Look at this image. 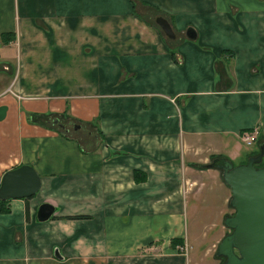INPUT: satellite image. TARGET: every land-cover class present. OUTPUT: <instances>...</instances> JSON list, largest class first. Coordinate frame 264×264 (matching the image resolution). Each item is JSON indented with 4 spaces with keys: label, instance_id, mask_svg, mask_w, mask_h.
Wrapping results in <instances>:
<instances>
[{
    "label": "crops",
    "instance_id": "obj_1",
    "mask_svg": "<svg viewBox=\"0 0 264 264\" xmlns=\"http://www.w3.org/2000/svg\"><path fill=\"white\" fill-rule=\"evenodd\" d=\"M2 33L0 184L41 188L0 205V264H217L235 210L207 166L264 144V0H0Z\"/></svg>",
    "mask_w": 264,
    "mask_h": 264
},
{
    "label": "water",
    "instance_id": "obj_2",
    "mask_svg": "<svg viewBox=\"0 0 264 264\" xmlns=\"http://www.w3.org/2000/svg\"><path fill=\"white\" fill-rule=\"evenodd\" d=\"M164 34L175 39L170 23L163 17L156 20ZM192 31V30H191ZM193 32V31H192ZM188 38H193L188 35ZM54 119L52 124H57ZM264 144L257 156L246 164L234 165L226 158H215L207 167L222 171L225 184L231 189L232 216L225 219L231 230L218 246L217 255L223 264H264ZM41 188V177L28 165L7 171L0 184V200H23L35 196ZM56 209L44 203L37 212L39 222L49 221Z\"/></svg>",
    "mask_w": 264,
    "mask_h": 264
},
{
    "label": "trees",
    "instance_id": "obj_3",
    "mask_svg": "<svg viewBox=\"0 0 264 264\" xmlns=\"http://www.w3.org/2000/svg\"><path fill=\"white\" fill-rule=\"evenodd\" d=\"M15 41H16V38H15L13 33H2V34H0V43H2L3 45H9V44H11V43H13ZM29 119L32 122H38L40 120L42 121L44 119V116L40 115V114H32L31 116H29ZM263 166H264V164H262L260 167H263ZM205 168H206V166H205ZM29 199L30 198H27V199H24V200L28 201ZM8 202H9V200H6V201L0 200L1 212L4 213V214H8L9 213V210L6 209V205H7ZM26 217H27V221L29 222L30 221V217H29V205L28 204L26 205ZM88 218H89L88 216H67V217H65V219H68V220L88 219ZM175 241H177V240H174V242ZM221 259H224V258H221ZM224 261H225V259H224Z\"/></svg>",
    "mask_w": 264,
    "mask_h": 264
},
{
    "label": "rangeland",
    "instance_id": "obj_4",
    "mask_svg": "<svg viewBox=\"0 0 264 264\" xmlns=\"http://www.w3.org/2000/svg\"><path fill=\"white\" fill-rule=\"evenodd\" d=\"M0 45H3L2 43H0ZM1 57V56H0ZM3 62H2V59L0 58V74L2 72H4L5 70H3ZM9 77H7L6 75H4V80L0 81V92L2 91V89H9L7 91L8 92H11L13 90V85H11V77H10V74H7ZM11 90V91H10ZM54 118L53 117H48V118H44L42 121H44V123L46 124H50L51 126H53L55 129H61L63 131H66V127L69 128L70 126L69 125H66L67 124V121L66 120H61L59 122V124L57 123L56 125H52L50 122L51 120H53ZM77 122V121H76ZM72 127V126H71ZM64 128V129H63ZM80 130H77L76 132L70 128L67 132L69 135L71 136H78L80 135L82 132H79ZM232 216V215H231ZM228 230V229H227ZM228 232H230L228 230ZM224 261V259H221V258H218L217 259V264H222Z\"/></svg>",
    "mask_w": 264,
    "mask_h": 264
},
{
    "label": "built area",
    "instance_id": "obj_5",
    "mask_svg": "<svg viewBox=\"0 0 264 264\" xmlns=\"http://www.w3.org/2000/svg\"><path fill=\"white\" fill-rule=\"evenodd\" d=\"M245 140L248 144H253L256 141V138L253 135L245 136Z\"/></svg>",
    "mask_w": 264,
    "mask_h": 264
}]
</instances>
